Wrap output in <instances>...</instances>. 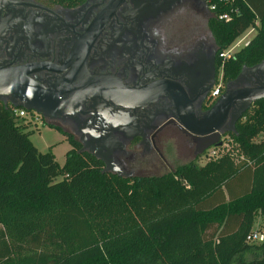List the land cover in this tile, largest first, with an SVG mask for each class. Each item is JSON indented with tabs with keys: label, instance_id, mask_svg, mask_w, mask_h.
<instances>
[{
	"label": "trees",
	"instance_id": "1",
	"mask_svg": "<svg viewBox=\"0 0 264 264\" xmlns=\"http://www.w3.org/2000/svg\"><path fill=\"white\" fill-rule=\"evenodd\" d=\"M209 4L221 95L264 61V0ZM249 29L250 41L222 60ZM44 125L70 146L62 166L0 103V264H264V240L246 241L257 216L264 234V100L225 135L230 150L160 176L104 173L71 134Z\"/></svg>",
	"mask_w": 264,
	"mask_h": 264
},
{
	"label": "flooded vegetation",
	"instance_id": "2",
	"mask_svg": "<svg viewBox=\"0 0 264 264\" xmlns=\"http://www.w3.org/2000/svg\"><path fill=\"white\" fill-rule=\"evenodd\" d=\"M117 1L7 0L0 6V66L42 64L31 77L44 86L78 71L79 79L100 78L114 91H154L138 105L88 99L49 121L38 114L86 153L103 154L114 171L137 177L150 163L169 167L174 155L195 158L200 138L181 128L178 100L200 119L228 83L212 101L221 79L209 0Z\"/></svg>",
	"mask_w": 264,
	"mask_h": 264
},
{
	"label": "water",
	"instance_id": "3",
	"mask_svg": "<svg viewBox=\"0 0 264 264\" xmlns=\"http://www.w3.org/2000/svg\"><path fill=\"white\" fill-rule=\"evenodd\" d=\"M7 0H0V6ZM121 0L116 6L119 5ZM44 69L42 64H27L21 66H0V103L14 109L22 108L34 111L44 119H50L55 114L64 113L79 107L88 99H102L138 105L149 101L150 93L154 91L137 92L135 90L117 87L114 91L109 83L100 78L79 79L81 73L73 71L65 80L53 86H44L36 82L31 75ZM82 75V74H81ZM264 100V61L253 66L243 67L238 76L227 84L225 93L217 99L210 109L200 118L194 119L185 99L178 100L177 110L181 128L200 138L195 157H200L204 151L212 147H221V136L235 131V124L250 106ZM52 114V115H51ZM80 152H85L82 148ZM89 154L101 160L103 172L125 177L114 171L115 167L107 158L92 150Z\"/></svg>",
	"mask_w": 264,
	"mask_h": 264
},
{
	"label": "rangeland",
	"instance_id": "4",
	"mask_svg": "<svg viewBox=\"0 0 264 264\" xmlns=\"http://www.w3.org/2000/svg\"><path fill=\"white\" fill-rule=\"evenodd\" d=\"M252 29H249L246 31L241 37H239L230 47V51L232 54L239 51L242 47H244L250 39L255 35V31H251ZM221 79V77L219 76ZM220 81V80H219ZM39 119V118H38ZM32 120L30 123V126L28 127V130L31 131L30 140L33 143V145L38 149L39 152L45 153L49 150V148L52 149V152L55 156L56 161L60 166H62L65 162V154L70 149V146L65 141V138L62 134H60L58 131L51 129L43 124V122H40V120ZM49 121L48 119H46ZM22 124H27L28 118L20 120ZM228 137H223L222 141L226 144V150H230L231 145L228 142ZM261 138V135L258 136L255 140L259 141ZM194 158L190 155H174L172 156V159L169 160V167H166L164 165H160V163H150L147 166L142 167V171L138 170L139 176H160L162 174H165L169 172L170 170L174 169V166L179 164L188 163L189 161H192ZM207 159H204L202 156L198 159V164L203 165ZM261 218L259 216L255 219V224L253 229L260 230L262 227Z\"/></svg>",
	"mask_w": 264,
	"mask_h": 264
},
{
	"label": "built area",
	"instance_id": "5",
	"mask_svg": "<svg viewBox=\"0 0 264 264\" xmlns=\"http://www.w3.org/2000/svg\"><path fill=\"white\" fill-rule=\"evenodd\" d=\"M211 9H212V7H211ZM223 18L227 19V16H223ZM251 31H254V29H252ZM232 56H233V54L231 53L230 48H228L227 50H225L224 52H222L220 54V58L222 60L229 59ZM221 87H222V82L220 80L214 86L213 90L210 92V98L212 99V101H215V99L219 96V94L221 92ZM13 112H14V115L19 120H23V119L28 118V122L31 123L32 120L38 119V114L35 112L31 113V112H28L24 109H14V108H13ZM226 151H227L226 150V144L223 141V144L221 145V147H217V148L212 147V148L204 151V153L201 156L204 159L216 158V157L220 156L221 154L225 153ZM263 240H264L263 232L260 230H257V229H253L252 232L247 236V239H246V241L248 243H261V242H263Z\"/></svg>",
	"mask_w": 264,
	"mask_h": 264
},
{
	"label": "crops",
	"instance_id": "6",
	"mask_svg": "<svg viewBox=\"0 0 264 264\" xmlns=\"http://www.w3.org/2000/svg\"><path fill=\"white\" fill-rule=\"evenodd\" d=\"M239 182V181H238Z\"/></svg>",
	"mask_w": 264,
	"mask_h": 264
}]
</instances>
